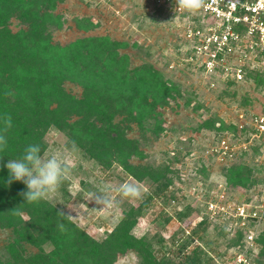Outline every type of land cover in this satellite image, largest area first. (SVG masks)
<instances>
[{
  "label": "rangeland",
  "instance_id": "obj_1",
  "mask_svg": "<svg viewBox=\"0 0 264 264\" xmlns=\"http://www.w3.org/2000/svg\"><path fill=\"white\" fill-rule=\"evenodd\" d=\"M174 1L57 0L50 10L58 16L49 25L50 40L66 45L78 38L106 35L124 41L127 47L121 52L128 54L129 67L152 65L170 83L179 85L182 97L177 101L170 99L161 109L162 132L147 131L143 135L135 124L129 131L145 153L143 160L134 157L131 162L167 168V177L171 178L170 186L154 198L132 232L151 241L157 258L166 256L178 262L183 253L175 245L200 219H205L207 229L202 238H194L184 253L199 245L217 264H225L233 254L235 245L230 241L237 231L243 233L242 238L249 230L256 231L257 236L264 235V214L261 222L247 220L246 215L249 206L264 204V159L255 157L252 149L247 151L246 133L238 134V128L232 131L226 127L246 124L249 107L258 105L263 98L253 83L228 85L221 75L205 73L193 56L190 59L192 52L181 36L184 17L173 12ZM24 27L17 18L12 19V30ZM64 88L76 96L82 91L70 81L64 83ZM209 118L217 120L215 127H201ZM221 124L223 129L218 128ZM45 139L47 148L42 155L63 152L71 157L68 178L49 200L97 240L103 239L122 218V209L138 204L156 186L148 179L136 180L116 161L106 167L88 158L64 131L55 127L48 129ZM242 164L252 169L250 181L245 186H233L227 179L228 168ZM125 183L137 185L141 196L124 197L119 188ZM105 190L115 201V206L107 210L99 208L94 200ZM208 202L214 203V207L209 208ZM245 203L250 205H245L246 210L240 214L237 208ZM187 206L192 211L179 221L175 212ZM159 237L166 240L163 245ZM12 238L10 229L0 228V257L4 260L9 257L6 246ZM42 247L48 251L52 245L44 242ZM259 248L257 244L248 264H264V258L258 255ZM24 249V255L38 251L29 244ZM113 264H141V260L135 251L129 250Z\"/></svg>",
  "mask_w": 264,
  "mask_h": 264
},
{
  "label": "trees",
  "instance_id": "obj_2",
  "mask_svg": "<svg viewBox=\"0 0 264 264\" xmlns=\"http://www.w3.org/2000/svg\"><path fill=\"white\" fill-rule=\"evenodd\" d=\"M56 1L0 0V117L7 115L12 121L6 134L7 148L0 152V228L13 234L6 246L9 257H0V264H113L129 250L136 252L141 264H217L199 245L184 253L194 238H202L207 229L205 219L175 245L183 253L178 262L166 256L157 258L151 241L132 232L154 198L170 186L171 178L167 177V168L131 162L134 157L143 160L145 153L129 131L135 124L143 135L147 131L162 132L161 109L170 99L182 97L179 85L170 83L152 65L129 67L128 54L121 52L127 44L106 35L86 36L66 45L52 43L49 25L58 16L50 10ZM14 17L25 27L12 30ZM254 79L257 88L260 79ZM66 81L80 86L81 94L69 93L64 88ZM216 122L209 118L201 127L214 128ZM51 127L64 131L71 143L95 162L110 167L116 161L136 180L148 179L156 184L138 204L122 209V218L101 240L90 236L49 199L27 202L22 195L27 191L23 182H8L10 173L4 165L9 159L21 158L30 144L40 145L42 155ZM226 127L232 131L237 128L232 124ZM253 154L256 156V150ZM251 172L244 164L229 167L228 182L245 186ZM191 211L190 206L176 211V218L182 221ZM60 224L64 230L58 227ZM242 237L243 233L237 231L230 244H238ZM159 241L163 245L166 240L159 237ZM44 242L52 248L46 251ZM256 243L259 257L264 258V235L259 234ZM25 244L38 251L24 255Z\"/></svg>",
  "mask_w": 264,
  "mask_h": 264
},
{
  "label": "built area",
  "instance_id": "obj_3",
  "mask_svg": "<svg viewBox=\"0 0 264 264\" xmlns=\"http://www.w3.org/2000/svg\"><path fill=\"white\" fill-rule=\"evenodd\" d=\"M173 12L183 15L181 36L192 52L190 59L193 56L205 73L219 74L232 83L251 82L254 87V78L260 79L257 87L263 99L257 108L249 107L246 124H234L238 134H247V151L256 150L255 157L264 159V0H207V7L197 13H188L176 3ZM214 205L208 202L209 208ZM245 205L250 204L237 208L240 214ZM248 208L247 220H263V203ZM256 238L254 230L244 234L225 264H248L256 250Z\"/></svg>",
  "mask_w": 264,
  "mask_h": 264
},
{
  "label": "clouds",
  "instance_id": "obj_4",
  "mask_svg": "<svg viewBox=\"0 0 264 264\" xmlns=\"http://www.w3.org/2000/svg\"><path fill=\"white\" fill-rule=\"evenodd\" d=\"M177 6L188 13H197L207 7V0H176ZM3 127H0V152L7 148V132L12 127L11 117H0ZM2 158V157H0ZM9 170V184L13 181L23 182L27 191L22 193L29 203H38L41 200L50 199L57 193L65 179L68 178L71 168V157L63 152H57L51 156L41 155V147L38 144H30L19 159H9L4 165ZM124 197L138 198L141 196L140 188L132 183L122 184L119 188ZM99 208L107 210L115 206L107 191H102L94 198ZM64 215L63 212L59 213ZM71 219V215H68ZM58 227L64 230V225Z\"/></svg>",
  "mask_w": 264,
  "mask_h": 264
}]
</instances>
